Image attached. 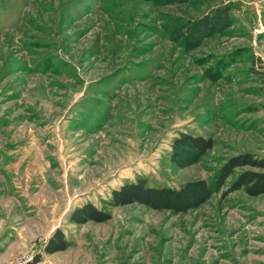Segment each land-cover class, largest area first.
Wrapping results in <instances>:
<instances>
[{"label":"rangeland","instance_id":"obj_1","mask_svg":"<svg viewBox=\"0 0 264 264\" xmlns=\"http://www.w3.org/2000/svg\"><path fill=\"white\" fill-rule=\"evenodd\" d=\"M182 135L212 148L180 165ZM243 155L263 166L219 183ZM251 171L264 0H0V264H264V194L233 189ZM139 179L204 188L181 212L110 207ZM87 204L109 219L72 224Z\"/></svg>","mask_w":264,"mask_h":264},{"label":"trees","instance_id":"obj_2","mask_svg":"<svg viewBox=\"0 0 264 264\" xmlns=\"http://www.w3.org/2000/svg\"><path fill=\"white\" fill-rule=\"evenodd\" d=\"M212 148V141L208 138L194 137L182 135L180 138L175 139L172 150L174 151L173 157L177 155L179 151H186L193 153L196 157H202L207 151ZM180 165L178 157L174 159ZM238 166H254L262 167L263 163L253 161L248 155L239 156L230 159L226 165H224L217 176L219 183L226 176H230ZM236 182L233 185V189L243 188L250 196L263 195L264 194V175L255 172H243L236 178ZM219 183L217 185H219ZM216 185V186H217ZM204 188L203 182H194L182 186L180 189L173 190L167 187L153 188L150 187L144 180H137L136 183L127 184L121 186L117 191H112L110 195V201H108L110 207L117 208V206L132 205V203H138L143 206H148L154 210H171L175 212L183 211L180 208L182 201L194 200L197 196L198 189ZM109 219V215L101 213L96 210L92 205L87 204L84 207L77 208L72 212L70 222L73 224H85L88 221L103 222ZM45 252L47 254H53L67 248V244L61 232L56 231L45 244Z\"/></svg>","mask_w":264,"mask_h":264}]
</instances>
